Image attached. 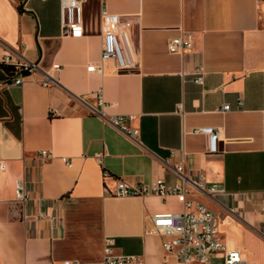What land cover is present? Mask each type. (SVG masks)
<instances>
[{
  "label": "crops",
  "instance_id": "0c3cea01",
  "mask_svg": "<svg viewBox=\"0 0 264 264\" xmlns=\"http://www.w3.org/2000/svg\"><path fill=\"white\" fill-rule=\"evenodd\" d=\"M81 7L83 32L72 36L60 0H0V264H102L107 238L117 255L177 264L164 253L166 237L147 229L156 214L182 212L186 198L220 215L228 246L264 262V0H81ZM103 7L128 33L131 70L87 69L101 59ZM186 33L191 49L170 53L169 40ZM26 61L39 69L16 68ZM45 73L59 83L43 86ZM19 76L23 83L11 84ZM100 92L105 117L134 116L139 142L92 111ZM224 104L229 112L220 111ZM199 128L218 132V152H209ZM43 150L49 159L39 157ZM202 177L225 193L215 200L200 192L193 183ZM119 180H162L187 193L115 196Z\"/></svg>",
  "mask_w": 264,
  "mask_h": 264
},
{
  "label": "built area",
  "instance_id": "2783aa9c",
  "mask_svg": "<svg viewBox=\"0 0 264 264\" xmlns=\"http://www.w3.org/2000/svg\"><path fill=\"white\" fill-rule=\"evenodd\" d=\"M61 18L68 34L80 36L82 29V7L81 0H60ZM102 52L99 62L90 63L87 66L90 72L105 73L108 70L117 69L127 71L135 67L134 57L127 59L125 48L129 46L127 31L122 27L119 17L108 13L105 7L102 9ZM193 35L186 33L182 36L172 38L168 42V50L173 54L183 55L192 47ZM25 73H32L39 69L37 62L26 61L16 66ZM56 66L55 69H58ZM194 82L202 85L204 82V70L197 67ZM23 78L17 77L11 84L21 85ZM58 80L51 74L45 73L41 81L43 86L58 84ZM78 99L81 97L77 96ZM98 106L100 109L92 108V111L105 117L104 108L106 103L101 92L97 94ZM242 105V102H240ZM231 110L229 104H224L220 111L225 113ZM111 124L118 128L131 140L139 142V130L130 125L134 119L133 115H115L107 118ZM195 133L205 134L208 140V150L211 153L218 152V132L213 128H199ZM39 157L43 160L51 157V152L40 151ZM177 173L183 176L182 166L176 167ZM194 187L200 192L207 194L213 199L225 193V190L217 185L211 188L204 186V177L199 182L193 183ZM187 190L183 187H169L162 180L147 184H130L124 180H119L113 193L115 196H146L157 195L167 197L170 195L185 196ZM17 200L24 203L28 194L24 188L23 181H18L16 186ZM220 215L209 208L201 201L188 199L184 200V210L180 213H160L151 217V225L147 231L160 234L166 239L163 241V250L166 255H174L177 264H258L244 258L241 251L228 246L224 242L221 230ZM114 242L107 238L104 245V258L102 264H143L140 256L136 255H117L113 250ZM53 264H87L79 261L65 260L53 262Z\"/></svg>",
  "mask_w": 264,
  "mask_h": 264
},
{
  "label": "trees",
  "instance_id": "16d2710c",
  "mask_svg": "<svg viewBox=\"0 0 264 264\" xmlns=\"http://www.w3.org/2000/svg\"><path fill=\"white\" fill-rule=\"evenodd\" d=\"M6 68L9 69V70H15V68L11 67V66H7ZM21 72H24V71L21 69Z\"/></svg>",
  "mask_w": 264,
  "mask_h": 264
},
{
  "label": "rangeland",
  "instance_id": "374dc122",
  "mask_svg": "<svg viewBox=\"0 0 264 264\" xmlns=\"http://www.w3.org/2000/svg\"><path fill=\"white\" fill-rule=\"evenodd\" d=\"M214 264H220V263L215 261ZM258 264H264V262H260Z\"/></svg>",
  "mask_w": 264,
  "mask_h": 264
}]
</instances>
